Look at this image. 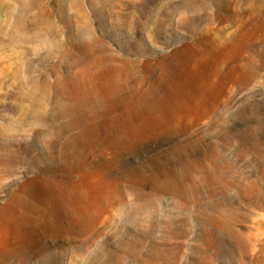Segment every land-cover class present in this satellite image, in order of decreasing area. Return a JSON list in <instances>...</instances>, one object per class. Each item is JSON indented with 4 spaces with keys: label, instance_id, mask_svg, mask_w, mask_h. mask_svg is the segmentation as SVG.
Here are the masks:
<instances>
[{
    "label": "rangeland",
    "instance_id": "rangeland-1",
    "mask_svg": "<svg viewBox=\"0 0 264 264\" xmlns=\"http://www.w3.org/2000/svg\"><path fill=\"white\" fill-rule=\"evenodd\" d=\"M0 264H264V0H0Z\"/></svg>",
    "mask_w": 264,
    "mask_h": 264
}]
</instances>
